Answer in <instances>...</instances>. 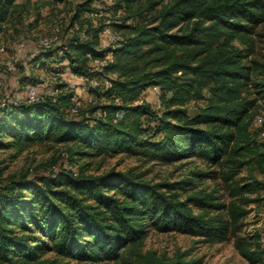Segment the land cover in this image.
I'll list each match as a JSON object with an SVG mask.
<instances>
[{
    "label": "trees",
    "instance_id": "16d2710c",
    "mask_svg": "<svg viewBox=\"0 0 264 264\" xmlns=\"http://www.w3.org/2000/svg\"><path fill=\"white\" fill-rule=\"evenodd\" d=\"M135 1L113 4L127 9L120 21H109L123 29L114 44L100 45L102 21L83 30L80 25L64 42L33 57L42 65L66 60L82 77L110 79L89 86L95 98L79 115L69 114L76 92L65 81L52 85L60 88L54 97L8 96L0 104V149L14 148L17 155L38 143H66L67 158L49 171L7 178L0 168V263L48 264L43 255L49 251L102 262L130 251L135 264H199L182 251L173 258L143 251V238L155 228L223 241L236 234L248 211L236 199L225 203L202 189L191 191L192 177L153 181L133 166L89 171L88 160L96 155L130 152L163 162L196 156L224 165L238 196L264 187L254 175L234 179L251 162L264 172V141L252 129L257 97L248 94L252 80L264 96V75L252 77L245 61L254 52L256 26L264 21V0H171L156 12L155 1L133 9ZM20 2L0 0V32ZM90 4L76 6L72 23L83 11L97 10ZM135 16L137 21L128 22ZM107 53L113 59L92 69V58ZM21 80L39 81L29 73ZM154 84L160 87V111L141 98ZM192 99L205 103L191 112ZM143 115L153 122L144 123ZM215 170L193 173L210 176ZM235 245L253 263L262 258L256 240L236 235Z\"/></svg>",
    "mask_w": 264,
    "mask_h": 264
},
{
    "label": "rangeland",
    "instance_id": "374dc122",
    "mask_svg": "<svg viewBox=\"0 0 264 264\" xmlns=\"http://www.w3.org/2000/svg\"><path fill=\"white\" fill-rule=\"evenodd\" d=\"M21 5L16 9L7 20L5 28L0 32V45H4V50H0V101L5 97L26 96L27 84L23 83L21 77L24 73H29L39 79L37 82L41 91H45L57 81L71 83V87L76 92V107L69 109L70 115H79L89 104V96L92 95L89 84L80 73L75 72L69 63L53 62L50 60L42 65L39 61L35 62L33 57L36 52L48 50L64 42L70 35L78 31L76 23L82 28L89 25H98L100 22L118 20L127 13L125 6L115 9L113 4L116 0H89L90 6L97 8V14H91L92 9L82 12L80 19L72 23L76 6L84 0H19ZM147 0H136L133 3V9ZM152 10L154 12L164 3L171 0H153ZM157 1V2H156ZM146 13V11H144ZM149 15V14H148ZM139 16L128 19L137 21ZM120 37L123 29L114 27ZM52 38V44L49 47L42 45L41 40ZM240 45H244L239 43ZM254 52L251 53L245 61L251 66V75L260 79L264 75V21L256 26L253 33ZM16 63L15 69L7 66V61ZM58 65L62 74L56 78L53 77L52 70ZM92 69H96L91 64ZM97 77V76H96ZM106 74L98 76L104 80ZM250 96L257 97L255 113L253 115L252 129L257 132V139L264 141V96L258 92V87L251 80L249 82ZM158 94L153 91L152 85L148 86L141 98L149 101L153 107L162 108V103L157 106ZM205 103L204 99H192L187 106L191 112H195L198 106ZM257 114L263 116L262 122H255ZM144 123L152 118L142 116ZM66 143L44 142L28 147L17 155H12L14 148L0 149V168L2 177L7 178L10 175H17L24 171L45 172L53 167L64 164L67 160ZM84 161V160H83ZM87 164L89 171L97 172L108 169L109 167L127 168L135 167L137 171H144V176L153 181L175 180L182 177H192L191 191L202 189L214 196V200L229 203L232 199L248 208V211L240 217L238 221L239 229L236 234L223 241H208L201 236L193 235L180 231H160L151 228L148 234L143 238L142 250H156L157 254L165 258H173L178 252H184V256L199 258V264H264V187L245 192L244 196H238L233 193V181L224 176L225 166L220 163H212L208 159L201 157H187L172 162H163L150 159L139 153L120 152L116 154L96 155L89 158ZM202 170L216 169L212 175L199 176L193 173L194 169ZM256 176L264 180L262 172L253 162L245 164L241 170L234 176V179L243 182ZM195 184V185H194ZM193 186V187H192ZM251 198V200H247ZM195 210L200 207L194 205ZM236 235L247 237L250 240H256V243L263 250L262 258L257 262H251L244 256L235 245ZM49 259L48 264H135V256L130 251L126 252L123 258L118 260H109L102 262H89L61 256L54 251H49L43 255ZM6 264V263H0Z\"/></svg>",
    "mask_w": 264,
    "mask_h": 264
},
{
    "label": "built area",
    "instance_id": "2783aa9c",
    "mask_svg": "<svg viewBox=\"0 0 264 264\" xmlns=\"http://www.w3.org/2000/svg\"><path fill=\"white\" fill-rule=\"evenodd\" d=\"M91 14H93V15L97 14V10H92ZM75 25L77 28H79V25L77 23ZM100 38H101L100 45L106 46L109 44H114L118 40L119 35L117 34L116 30H114L113 26L109 23V21H107L104 24V26L100 32ZM41 42H42L43 46L49 47L52 44V38L45 37L44 39L41 40ZM0 50H4V45H0ZM112 59H113L112 54L107 53L103 57L92 58V64L95 65L96 69H102L103 65ZM7 66L10 69H15L16 63L14 61L9 60V61H7ZM52 74H53V77L56 78L58 75H61L62 72L55 68L52 70ZM83 78L89 84V86H97L98 84L101 83V81L99 79H97L96 77L90 78L87 76H83ZM58 81H61V79ZM1 83H2V79L0 78V84ZM104 83L110 84L111 81L109 78H105ZM69 86H71V83L69 84ZM152 88H153V91H155L158 94L156 102H157V106H160V104H161V100L159 97L160 87L157 84H154V85H152ZM59 90H60V88L58 86H51L43 92V91H40L37 84L30 83L27 85L26 96H27V99L30 101L40 99L43 95H50V96L54 97ZM93 98H95L94 94L89 96V100H92ZM5 100H6V97L2 101H0V104H4ZM75 100H76V97H75ZM76 105L77 104L75 102V105L73 107L75 108ZM262 121H263V116L261 114H257L255 117V122L258 123V122H262ZM263 132H264V130H263Z\"/></svg>",
    "mask_w": 264,
    "mask_h": 264
},
{
    "label": "crops",
    "instance_id": "0c3cea01",
    "mask_svg": "<svg viewBox=\"0 0 264 264\" xmlns=\"http://www.w3.org/2000/svg\"><path fill=\"white\" fill-rule=\"evenodd\" d=\"M16 97H21V96L20 95H18V96L16 95Z\"/></svg>",
    "mask_w": 264,
    "mask_h": 264
}]
</instances>
